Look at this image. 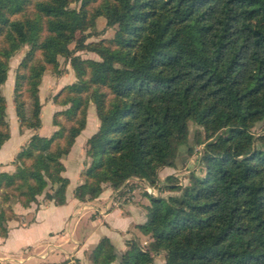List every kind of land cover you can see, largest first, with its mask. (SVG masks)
<instances>
[{
    "label": "trees",
    "instance_id": "16d2710c",
    "mask_svg": "<svg viewBox=\"0 0 264 264\" xmlns=\"http://www.w3.org/2000/svg\"><path fill=\"white\" fill-rule=\"evenodd\" d=\"M99 17L114 33L87 42ZM24 47L13 85L20 130L41 127L39 85L48 67L60 74L59 57L75 80L52 98L66 106L53 113L57 128L32 134L14 170L0 172V237L15 218L3 203L65 198L62 159L91 104L98 128L86 140L74 197L95 199L105 184L124 195L131 178L158 191L145 192V221L134 226L149 247L133 236L118 251L102 237L89 264H157L161 252L162 264H264V0H0V88ZM189 121L205 136L197 139L203 172L160 185L158 171L174 166L188 142ZM9 137L0 90V147Z\"/></svg>",
    "mask_w": 264,
    "mask_h": 264
},
{
    "label": "crops",
    "instance_id": "0c3cea01",
    "mask_svg": "<svg viewBox=\"0 0 264 264\" xmlns=\"http://www.w3.org/2000/svg\"><path fill=\"white\" fill-rule=\"evenodd\" d=\"M13 84L12 77L8 75L2 85V91L6 88L7 114L12 128L8 122L10 137L0 147V172L14 170L12 161L16 153L32 134H39L41 128L33 132L19 129L12 98ZM97 128L98 124L86 134L85 126L62 160L65 166L62 174L69 180L64 199L49 200L41 194L26 208L18 202L11 204L16 216L6 223L7 236L0 237V259L15 255L19 262L14 264H49L66 260L73 262L74 259L89 264L88 253L102 237L109 238L118 251L125 249V240L130 235L144 238L134 226L145 221L144 207L149 204V199L145 194L143 199L139 195L140 200L136 202V184L124 187V194L131 195L126 199L107 184L95 199L79 201L74 197V188L82 182L80 172L85 167V143ZM176 166H166L158 171L160 185L166 184L164 177L172 175ZM128 181L135 183L136 178ZM138 183L139 186L146 185L143 181ZM159 194L162 195L161 192Z\"/></svg>",
    "mask_w": 264,
    "mask_h": 264
},
{
    "label": "rangeland",
    "instance_id": "374dc122",
    "mask_svg": "<svg viewBox=\"0 0 264 264\" xmlns=\"http://www.w3.org/2000/svg\"><path fill=\"white\" fill-rule=\"evenodd\" d=\"M72 6H74V5L72 4ZM114 29H115L114 27H106L105 20L102 17H99L96 21L95 34L92 35L91 37H89L87 39V42L96 41V40H99L101 38H109L113 35ZM26 50H27V47L22 48L13 57H11L9 60V69H8V73H7V78H8V75H10L13 79V83H14L16 68H17L19 62L21 61L23 55L25 54ZM76 53L79 54L82 58L98 59V56L95 53L88 52L85 50H79ZM58 70L60 71V74H58L57 71L48 67L47 70L43 73L42 78H41V83L39 85V100L41 103V110H40L41 128L39 130V134L44 135V136L50 135L52 133V131L57 128L56 126L52 125L53 113L55 111L63 110L66 107V106L55 104L53 102V99H52L53 96L56 95L57 92H59L60 89L63 88L65 85H67V84H69L75 80L74 74H73V71H72L70 65L68 64V62H66L61 57H59ZM0 90H1V93L4 96V99L6 102V120H7V122H9L11 124V128H12V121L10 120L11 118H9V116L7 114V101L5 98L6 88L4 87V89L2 91V86H1ZM12 98H13V95H12ZM29 102H30L29 99H27V106H26L27 108L29 107ZM54 107H55V109H54ZM57 118L59 121H62V122L64 120L63 115H59V117H57ZM86 120H87L86 121L87 122L86 134H87L90 131H92V128H94L96 124H98V119L95 115L94 107L91 104L87 108ZM188 127H189L188 142H187V144L182 145L179 148V154H178L177 158L175 159V164L177 166H176V171L173 172L174 175L172 174V176L174 178H176V184H180V183L185 184L187 182L189 174H191V173L200 176L203 172L202 165L199 161L200 153L203 150V144H198L197 139L204 141L205 136H204L203 130L200 127L192 124V122H190V121L188 122ZM28 130H30V132L34 131L31 129H28ZM252 132L254 133V135H257L260 132H262V128L259 125H257L252 129ZM13 138H15V136H13ZM76 146L78 149L79 144H77ZM85 160L87 161L88 159L85 158ZM170 171H172V170H170ZM167 177L168 176L164 177V180H165L164 182H166V183L168 182V184H169ZM139 181H142V180L136 179L135 183H131V182L129 183V181L126 183L127 184L126 187L136 184V186H137V188H136V202H137V199H139V195L143 199L145 192L150 193V194H157V191H158L157 188L146 183L145 181H143L146 184L145 186L143 184L142 185L140 184V186H139V183H138ZM49 189H52V188H50V186H48L46 189V192ZM124 189L125 188H122V189H120V191L123 192ZM163 190L161 191V193H162V196H164V197H167L169 194H172V195L177 194L175 191H171V190H168V191L164 190L163 191ZM116 193L119 194V191L117 190ZM43 194L45 197V193H43ZM61 194L62 193L58 194V196H57L58 199L62 198ZM123 196L125 199H126V197L127 198L131 197V195L129 196L126 194H124ZM13 202H16V201H12L10 203H5V204H7L11 207V204ZM5 204L4 203L2 204V206L4 208L7 207V205L5 206ZM94 210L95 209H93V211ZM14 214H15V212H14ZM15 216H16V214H15ZM128 238H133V235L132 236L130 235ZM136 238L139 239L141 246L149 247V244L147 242V238L144 237L141 239V237H138V236ZM151 244H152V242L150 241V245ZM17 262H19V260H18V257L15 255H11L8 257H2V259H0V264H14ZM155 262L157 264L163 263V253L162 252L157 254V256L155 258Z\"/></svg>",
    "mask_w": 264,
    "mask_h": 264
},
{
    "label": "built area",
    "instance_id": "2783aa9c",
    "mask_svg": "<svg viewBox=\"0 0 264 264\" xmlns=\"http://www.w3.org/2000/svg\"><path fill=\"white\" fill-rule=\"evenodd\" d=\"M149 191V190H148Z\"/></svg>",
    "mask_w": 264,
    "mask_h": 264
}]
</instances>
